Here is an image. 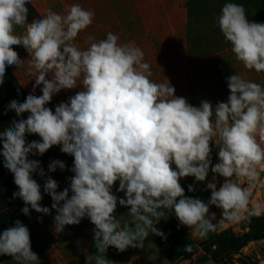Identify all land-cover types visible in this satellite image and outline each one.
Returning a JSON list of instances; mask_svg holds the SVG:
<instances>
[{
  "label": "clouds",
  "instance_id": "1",
  "mask_svg": "<svg viewBox=\"0 0 264 264\" xmlns=\"http://www.w3.org/2000/svg\"><path fill=\"white\" fill-rule=\"evenodd\" d=\"M29 2L0 0V84L7 66L19 68L24 63L12 47L22 45L30 57L28 72L35 77L33 91L43 85L42 95L29 94L23 103L10 102L9 109L18 117L29 115L0 132V154L18 187L13 198L24 202L23 214L29 215L31 208L48 215L54 209L57 232L87 216L95 226L97 252L86 257V264H108L105 252L110 246L123 252L143 248L149 233L164 237L155 227L165 216L162 209L174 210L180 224L199 238L216 229L211 205L222 209L228 220L264 214V206L252 201L249 190L241 186L242 181L255 186L264 172L261 84L232 75L226 81L227 102L213 107L210 101H202L194 107L174 95L168 80L150 79V65L134 41L118 43L119 36L108 32L98 42L87 36L88 47L82 49L76 38L91 25L93 11L74 3L64 15L48 9L43 18L28 23ZM25 25L23 34L14 33L15 27ZM218 26L235 59L248 70L264 72V23L249 22L242 5L225 3ZM49 73L51 80L46 79ZM78 85L82 90L58 104L54 112L46 107L53 95ZM28 134L38 135L41 141L27 142ZM213 140L218 144L219 162L211 171L225 179L217 189L213 176L207 184L211 196L205 203L186 197L179 180L189 176L198 182L206 180ZM55 145L74 157L70 169L74 175L68 178L69 187L59 192L58 182L47 177L43 191L53 201L50 209L41 206V185L32 176L37 173L43 178L46 172L29 156H42ZM57 168L63 171L66 164L53 160L48 172ZM117 181V191L126 198L118 200L112 193ZM193 190L189 185L188 191ZM118 203L129 208L130 221L123 226L113 215ZM0 255L12 257L17 264H40L31 250L30 231L20 220L0 234Z\"/></svg>",
  "mask_w": 264,
  "mask_h": 264
},
{
  "label": "crops",
  "instance_id": "2",
  "mask_svg": "<svg viewBox=\"0 0 264 264\" xmlns=\"http://www.w3.org/2000/svg\"><path fill=\"white\" fill-rule=\"evenodd\" d=\"M74 3L94 12L91 25L76 38L82 49L88 47L85 43L87 36H93L98 42L106 39L108 32L119 36L118 43L134 41L144 52V62L150 65V79L156 83L168 80L170 86L175 88L174 95L185 98L194 107H199L202 101H210L213 107L219 102H227L230 91L226 81L235 74L264 87V72L244 68L235 59L231 44L225 42L218 26V17L225 3L242 5L249 22L264 23V0H30L26 6H31L43 18L48 9L64 15ZM32 19L27 16L28 23ZM25 30L26 25L23 28L17 26L14 33L23 34ZM12 47L24 63L19 68L11 65L10 69L28 95H42L43 85L33 91L35 77L28 72L29 54L22 45ZM46 79L51 80L52 74L49 73ZM81 90L79 85L61 90L53 95L46 107L54 112L58 104L68 102L71 96ZM212 119L214 122V113ZM36 141H41V138L37 136ZM60 148V145H55L42 156L37 154L29 157L38 160L46 172L43 178L37 173L32 176L41 185V206L50 209L53 201L43 191L47 177L51 176L58 182L59 192L69 187L68 178L74 175L70 171L74 166V157L62 153ZM210 148L211 168L219 161V148L214 140L210 141ZM53 160L63 161L66 169L61 171L57 168L55 172H48V165ZM172 167L175 169L174 164ZM189 179L190 176L179 180L185 196L203 199ZM189 185L194 189L191 192L188 191ZM118 187L117 181L112 193L118 200L126 198L124 192L117 191ZM24 206L21 199L14 198L3 231L14 226L16 220L27 226L31 250L38 255L40 264H86V257L96 254L93 239L95 226L87 216L78 225H67L62 232H57L54 227V209L44 215L29 206L30 213L25 215L21 211ZM162 211L165 216L155 223V227L164 233V237L149 233L143 248L129 247L123 252L110 246L105 252L108 264H186L198 246L199 237L180 224L174 210ZM128 212L129 208L117 204L113 215L120 220L121 226L130 221ZM188 246L192 248L190 252L186 251ZM0 264L17 262L10 256L0 255Z\"/></svg>",
  "mask_w": 264,
  "mask_h": 264
},
{
  "label": "rangeland",
  "instance_id": "3",
  "mask_svg": "<svg viewBox=\"0 0 264 264\" xmlns=\"http://www.w3.org/2000/svg\"><path fill=\"white\" fill-rule=\"evenodd\" d=\"M152 6L154 8V3ZM2 89L0 86V96L3 95V100L9 102L12 95L2 92ZM6 113L5 117L4 113L0 110V132L11 126L13 121H17V118L14 119L10 112L6 111ZM26 141L30 142L29 139H26ZM0 152H2V142H0ZM214 175L216 176L214 182L217 184V189H219L225 178L212 173L211 168L205 181L198 182L192 176L189 179L191 185H196L197 193L200 198L203 196L201 200L205 203L209 201L211 196V190L207 189V184L213 182ZM241 186L249 190L252 201L259 202L264 206V172L261 173L260 179L256 182L255 186H250L247 181H242ZM16 188L14 176L4 167V158L0 154V230L13 203V193L16 191ZM209 213L215 214L216 219L213 223L217 225L216 229L209 232L206 237L199 238L198 246L190 254L186 264H243L240 260L241 255L249 257L255 264H264V237L248 242L238 253L227 251L226 249L228 242L239 238L243 234L263 228L264 214L260 217L242 218L238 221L228 220L222 216V209L214 205L209 207Z\"/></svg>",
  "mask_w": 264,
  "mask_h": 264
},
{
  "label": "trees",
  "instance_id": "4",
  "mask_svg": "<svg viewBox=\"0 0 264 264\" xmlns=\"http://www.w3.org/2000/svg\"><path fill=\"white\" fill-rule=\"evenodd\" d=\"M27 7L29 9V11H28L29 19L33 18L32 21L34 19H41L38 16V14L36 13V11L33 8H31V6L28 5ZM0 86L3 88L2 92H6V93L12 95L9 102H5L3 100V95L0 96V110L4 113V116L6 117V115H7L6 111H8L11 113V116L13 115L14 119L17 118V121L20 119H27L29 113H27V112L23 113L21 116L18 117L16 115V113L13 110H10L8 107L11 101L16 100L18 103H23L25 101L26 97L28 96L27 92L20 85L19 81L17 80L16 76L14 75V73L12 72V70L10 69L9 66L6 67L4 81L2 84H0ZM13 118H12V120H13ZM37 136L38 135H36V134H28V135H26V139H29L30 142L36 141ZM16 191H18V187L16 188ZM7 216L8 215H6V217L3 221V227L0 230V234H2V232H3V228H4L5 221L7 219ZM261 237H264V227L261 229H256V230H253L249 233L243 234L239 238L228 242L226 245L227 246L226 249H227V251H232L234 253H238L240 251V249L242 247H244L248 242L257 240ZM240 260L243 264H255L249 257L244 256V255H241Z\"/></svg>",
  "mask_w": 264,
  "mask_h": 264
}]
</instances>
